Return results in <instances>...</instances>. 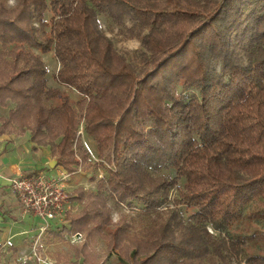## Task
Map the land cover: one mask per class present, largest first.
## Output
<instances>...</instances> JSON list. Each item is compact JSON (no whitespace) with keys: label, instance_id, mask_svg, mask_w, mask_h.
Instances as JSON below:
<instances>
[{"label":"trees","instance_id":"16d2710c","mask_svg":"<svg viewBox=\"0 0 264 264\" xmlns=\"http://www.w3.org/2000/svg\"><path fill=\"white\" fill-rule=\"evenodd\" d=\"M249 4L0 0V105L13 102L0 116V134L28 130L32 149L48 145L66 173L78 169L79 159L81 167L115 166L106 167L95 190L72 193L82 207L66 215L63 232L83 240L67 264H105L87 248L96 235L117 253L112 264H220L225 238L208 227L236 235L231 247L240 251L248 225L262 221L264 229V8ZM97 11L118 25L132 21L138 64L118 52ZM50 51L59 63L55 80L74 88L76 99L47 85L42 55ZM191 86L197 92L178 91ZM164 167L175 174L153 175ZM173 186V207L145 234L113 223L106 192L151 210L169 200ZM177 204L192 210L187 219ZM245 260L264 264V253Z\"/></svg>","mask_w":264,"mask_h":264},{"label":"rangeland","instance_id":"374dc122","mask_svg":"<svg viewBox=\"0 0 264 264\" xmlns=\"http://www.w3.org/2000/svg\"><path fill=\"white\" fill-rule=\"evenodd\" d=\"M2 2L5 3L6 6H15L17 3V0H2ZM257 7L260 10L264 8V0H250V4L247 6V8ZM46 17H48V14H46ZM97 20L99 22L100 28L106 33L107 36L111 38L113 41L116 49L118 52L122 53L127 60L133 62L134 64H138L136 52L137 49L140 47V40L129 34L128 27L132 24V21L129 19L124 20V25H118L110 18V16L106 12L97 11ZM37 25V23H36ZM126 26V27H125ZM34 48V47H33ZM36 50V49H35ZM43 58L45 60L47 73H46V81L48 86H58L61 89L66 90L69 95L76 99L78 97V93L74 88H70L66 85L60 84L55 80V73L59 67V63L56 59V57L53 55V53L46 52L43 55ZM217 68H220V63L216 64ZM178 91H182L185 93H192L197 92V89L193 86L187 87V88H181L178 87ZM0 105V116H6L8 114V109L13 106V102L10 100L6 101L5 108L1 107ZM9 107V108H8ZM8 108V109H7ZM81 128H79L78 132L81 136V140L85 146V148L90 152L92 159L98 160L95 154L96 149L94 143L87 138L84 137L83 134L80 132ZM77 132V133H78ZM6 134H13V133H6ZM19 134V133H16ZM23 134H27L29 137V131L25 130ZM38 153L37 155H33L34 157H37L38 159L42 154L51 157L53 160L54 156L50 153L49 146L48 145H39L37 146ZM75 150V148H74ZM77 155V154H75ZM79 159V158H78ZM53 166H56L54 163ZM109 166L113 170H115L114 164L107 165L104 163L103 165L100 164H92L90 162L89 165L86 166V163H82L81 167V159H79L78 164V171L73 173H66L63 172L57 176L66 175L63 178V188L65 191V199L68 201L67 204H69L70 208L67 209L65 212L66 215H71L79 211V209L82 207L81 200H72V193L77 191L78 188H82L86 192L95 190L96 188V180L101 176H106V167ZM46 168H48L47 164L45 165ZM153 175H170L173 176L175 174V171L172 167H164L157 171L152 172ZM49 176V175H46ZM179 183H182V180H179ZM176 186H173V188L169 191V200L162 203L163 206L155 207L151 210H147L144 207V204L137 200H132L130 202L126 201H118L115 200L113 196H111L108 192H106V196L108 199V206L110 209V215L112 218L113 223H123L125 224L127 231H129L132 234L136 235H142L145 234L148 229H150L152 226L156 225L159 221L163 220V218L170 212L171 207H173L172 199L174 196H176ZM72 202L74 204H72ZM177 210L179 211L180 215L183 217V219H187L189 213L192 211L191 209L186 208L183 204H177L176 205ZM73 209V210H71ZM247 222L248 220H242ZM249 222V221H248ZM262 221L259 223H255L256 225H248V236L243 238L240 242L246 244V250L240 251V247L236 250L235 247H231V241L235 240L236 235H232L233 237L229 238L227 235L225 236L224 233L218 234L217 231L212 229L211 227H208V231L210 233H213L215 238L222 240L221 237L224 236L225 240L222 242L223 249L222 251V258H217L216 261H218L220 264H247L246 262V254H252V253H264V229L261 228L259 225ZM60 226V225H59ZM57 226L56 228H58ZM243 227V225H241ZM240 226V227H241ZM261 229V230H260ZM76 233L70 234L68 233V236L66 239H63L62 242L56 243V248H61V251L63 253L61 254L63 257L62 259H68L73 251V246H80L82 241L78 243H74L73 240H76L78 237L75 236ZM77 237V238H76ZM81 237V240H83V236L79 235ZM76 238V239H75ZM227 239V240H226ZM87 248H89V251L95 256V258L99 261L104 262L105 264H112L117 260V253L114 251H109L106 248L104 240L99 237L98 235L94 236V238L88 240ZM59 252V251H58ZM218 259V260H217Z\"/></svg>","mask_w":264,"mask_h":264},{"label":"crops","instance_id":"0c3cea01","mask_svg":"<svg viewBox=\"0 0 264 264\" xmlns=\"http://www.w3.org/2000/svg\"><path fill=\"white\" fill-rule=\"evenodd\" d=\"M31 145L27 134H0V264H67L75 260L74 251L68 259H62L63 251L55 246L68 236L63 232V227L68 225L66 217L45 224L38 215L22 210L9 185V178L19 174L41 172L57 176L66 172L59 164L51 165L53 159L49 156L42 154L36 159L33 155H37L38 149H32ZM80 241L81 237L73 240Z\"/></svg>","mask_w":264,"mask_h":264},{"label":"built area","instance_id":"2783aa9c","mask_svg":"<svg viewBox=\"0 0 264 264\" xmlns=\"http://www.w3.org/2000/svg\"><path fill=\"white\" fill-rule=\"evenodd\" d=\"M80 132L82 133V129ZM65 176H46L41 172L19 174L9 178V185L15 192L22 210L38 215L46 224L49 220L63 218L70 207L66 203L63 188L62 180ZM79 235L80 233L77 237Z\"/></svg>","mask_w":264,"mask_h":264},{"label":"water","instance_id":"95a60500","mask_svg":"<svg viewBox=\"0 0 264 264\" xmlns=\"http://www.w3.org/2000/svg\"><path fill=\"white\" fill-rule=\"evenodd\" d=\"M54 162H55V160H51L50 164L52 165V164H54Z\"/></svg>","mask_w":264,"mask_h":264}]
</instances>
